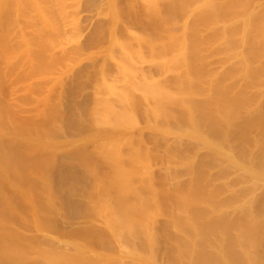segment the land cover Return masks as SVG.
<instances>
[{
  "label": "bare ground",
  "instance_id": "bare-ground-1",
  "mask_svg": "<svg viewBox=\"0 0 264 264\" xmlns=\"http://www.w3.org/2000/svg\"><path fill=\"white\" fill-rule=\"evenodd\" d=\"M79 3L0 0V264H264V0H102L98 55ZM86 59L88 132L59 141ZM68 150L92 220L60 240L48 174Z\"/></svg>",
  "mask_w": 264,
  "mask_h": 264
},
{
  "label": "rangeland",
  "instance_id": "rangeland-1",
  "mask_svg": "<svg viewBox=\"0 0 264 264\" xmlns=\"http://www.w3.org/2000/svg\"><path fill=\"white\" fill-rule=\"evenodd\" d=\"M259 1V0H258ZM102 2V0H80V3H79V5L76 7L77 9L75 10L76 12H73V13H75L76 14V17H77V21H78V23H79V28L81 29V31H80V29H79V32L81 33V36H80V42H79V44H81V45H79V46H81V49H80V47H79V49L81 50V51H85V52H92V53H96V55H98V53L101 51V48L104 46L103 44L105 43L104 41H101L100 39H103V37H102V30L100 29V28H102L103 29V27L102 26H104L105 24L107 25V23L106 22H108V21H106V19L103 17V16H101V15H99L98 14V6L100 5V3ZM105 25V26H106ZM132 25H134V24H132ZM99 26H101L100 28H98ZM134 27V26H133ZM133 27L132 26H130V28L131 29H133ZM136 27H138V26H135V29H136ZM98 29V30H97ZM99 29H100V32H101V34L102 35H100L101 36V38L100 37H97L96 35H98V34H95V33H99V32H97V31H99ZM137 29H139V28H137ZM133 31L135 32V30L133 29ZM138 31H140V30H138ZM79 33V34H80ZM123 35V34H122ZM95 36L97 37V38H99L98 40L99 41H101V43L102 42H104V43H100V42H98L97 41V38L95 39ZM82 48H83V50H82ZM93 62H91L90 60L88 61L87 59L86 60H84V61H81L80 62V64L78 65V64H76V66L74 67L73 66V68L71 69V73H70V76H69V79H68V86H66V87H68V88H64V90H65V92H67V93H64L66 96H67V99H65L66 97H65V95L63 96V99H64V101L62 100V102H63V104L65 103L66 104V106H65V110L63 111V108H64V106H63V108H62V104H61V109H59L60 111H59V113L58 114H60L59 116H60V118L62 117V115L63 114H65V115H63L64 116V118L63 119H59V116L57 117L58 119L56 120V121H58V122H60L59 120H65V122L66 123H62L63 121H61L59 124H66L67 125V128L66 127H63L62 125V127L63 128H65V129H63L60 125V127H61V129H63V131H64V134H63V132H59V134H61V137H60V135L58 134V132H53L52 131V134H49V135H53V133H54V137L52 136L50 139H52L53 138V140H54V138H56L55 140H59L58 139V137H60V140L59 141H65L66 140V142L68 141H74V140H76L77 138H79L81 135L79 134V132L80 133H82V135L84 134L83 132H81L82 130L84 131L85 130V127L82 129L81 128V126H84V125H82V124H80L81 122H80V120H79V118H81V116H78L83 110H82V108L81 107H83V108H85V109H88V111L92 108L91 107V102H93V99L91 98L92 96L91 95H93L92 93L94 92V89L92 90V85H93V81L92 80H88L87 79V74H89V71H91V72H93V64H92ZM95 66V65H94ZM87 76H86V75ZM91 74V75H90ZM89 75H90V77L92 76L93 77V74L92 73H90ZM85 75V76H84ZM90 77H88L89 79H90ZM93 80H94V84H95V78H92ZM90 81H92V83L90 82ZM64 90H62L63 92H64ZM68 90V91H67ZM92 92V93H91ZM14 97L15 98H17L18 100H20L21 98H22V92L20 91V89H17V90H15V95H14ZM65 97V98H64ZM92 99V100H91ZM23 102H25V101H23ZM67 102V103H66ZM26 103V102H25ZM30 103V102H29ZM32 103V102H31ZM92 106H93V104H92ZM81 108V112L79 111L80 109H78V108ZM28 110H29V108H28ZM27 110V111H28ZM26 111V110H25ZM79 111V112H78ZM87 111V112H88ZM65 112V113H64ZM77 112H78V114H77ZM86 112V111H85ZM85 112L83 113H81V114H84L85 115ZM23 114H25V112L23 113ZM77 114V115H76ZM80 114V115H81ZM74 115L75 116H78V117H74ZM83 115V116H84ZM85 117H86V115H85ZM84 117V118H85ZM21 118V117H20ZM71 118V119H70ZM72 118L73 119H75V118H78V119H76V120H72ZM17 119H18V121L20 120L18 117H17ZM72 120V121H71ZM21 121H24V118H23V120L21 119ZM26 121V120H25ZM76 122V124H74V123ZM65 125V126H66ZM78 125H79V127H78ZM76 126V127H75ZM77 127H78V129L79 128H81V129H79V130H81V131H79V130H77ZM60 129V131H62ZM51 132V131H50ZM85 132H86V130H85ZM88 132V131H87ZM86 132V133H87ZM63 134V135H62ZM80 135V136H79ZM77 137V138H76ZM64 151V150H63ZM62 151V152H63ZM69 151V150H68ZM68 151L66 152L67 154H72V155H74L73 157H74V159H73V157H72V155L70 156V154H69V158H71L70 159V161L71 160H73V161H69L68 163L66 162V161H68V160H66L67 159V154H65V152L64 153H62L61 151L60 152H58L56 155H54L55 156V162L53 163V164H55L56 162H57V164H55L54 166H55V168L52 166L50 169H53V170H50L49 169V171H51V172H49V174H48V176H50L49 177V179H50V182H51V186H56L54 189L56 190H53V188L51 187V191H52V193H53V195H54V192H55V194H57L56 196L59 198V200L61 199V198H63V199H61L62 201H61V203H62V207H63V209L65 210H63L62 208H61V204H59V206H60V208H59V206L55 203V205H56V207L58 208V210H59V212L58 213H55L54 215H53V218H52V221L51 222H54L53 223V228H52V224H51V228H47L46 227V229L44 230L47 234L49 233V234H51L50 232H54V231H56L57 229V232L60 234V237H58V235H56L55 234V237L57 236L58 238H60V240L62 239V240H65L66 238H65V232L68 234V233H73V232H75V235H76V231L74 230V228H76V230H77V228H82L83 226L85 227V226H87L86 224H88V220H89V213L87 212V209H86V206H85V203H84V196H82L81 195V193L84 195V191L85 190H87V188H86V185L87 184H89V182H90V180L88 181V179L86 178V181H85V179L84 180H82L81 179V177L83 178L84 177V175H82L81 176V171L83 172V168H80L82 165H80L78 162L80 161V160H77V159H79V157L77 156V155H75L74 153H71V151H69V153H68ZM46 157H48L47 155H46ZM49 157H51V155L49 156ZM53 160H54V158H52ZM76 159V160H75ZM74 160H75V162H74ZM77 161V162H76ZM66 162V163H65ZM79 165H78V164ZM81 163V162H80ZM82 164V163H81ZM57 168V169H56ZM55 169H56V171H55ZM81 169V170H80ZM52 171H54L53 173H52ZM58 174H57V173ZM22 173H24L23 172V170H22ZM50 173H52V174H50ZM60 173H62L61 175H63V174H65V175H63L62 177H65V178H61V175H60ZM55 174H57V176L55 175ZM83 174V173H82ZM53 175V176H52ZM60 175V176H59ZM51 176L54 178V177H56L57 179H54L53 180V178H51ZM59 176V177H58ZM61 178V182H59L58 181V179H60ZM52 179V180H51ZM63 179V180H62ZM57 182H56V181ZM56 184H55V183ZM85 182V183H84ZM86 182H87V184H86ZM55 184V185H52V184ZM57 183H59L58 185H57ZM70 186H71V190H70ZM89 186H90V184H89ZM69 187V188H68ZM68 188V189H67ZM5 190V189H4ZM4 190H2L3 192H4ZM65 190H66V192H67V190H68V192H67V194H69L70 195V193H69V191H71L72 192V195H74L73 197H74V199L72 198V195H71V197H68L69 198V202H68V199H67V195H65ZM82 190V191H81ZM84 190V191H83ZM36 191V189H34L33 190V192H32V195H33V197L35 196V194H37L38 195V193L37 192H35ZM56 192H58V193H56ZM61 192H64V194H62ZM35 193V194H34ZM41 195H39V197H40ZM55 195H54V198H55V200L56 201H58V199H57V197H56ZM64 197H66V199H67V201L65 200V198ZM42 198V197H41ZM71 198L73 199V201H71ZM35 199V202H34V204L36 203V205L39 203L37 200H39V198H34ZM79 200V202L77 203L76 201H78ZM16 202H18V201H15V202H13V204L15 203V204H17ZM22 203V202H21ZM21 203H19V205L21 204ZM58 203H59V201H58ZM70 203V204H69ZM82 203V204H81ZM14 204V205H15ZM23 204V203H22ZM40 204H42V199H40ZM39 204V205H40ZM39 205H37V206H39ZM17 206V205H16ZM15 206V207H16ZM21 206H23V205H21ZM19 207V208H17L18 210L19 209H23V208H30V207H28V205L25 207V204H24V207ZM75 206V207H74ZM41 207H42V205H41ZM69 207H72L71 209L69 208ZM74 207V208H73ZM40 209V208H39ZM74 209V210H73ZM80 209V210H79ZM40 210H42L41 212H44V210H45V208L44 207H42V209H40ZM39 210V211H40ZM63 210V211H62ZM71 210V211H70ZM84 210V211H83ZM21 211V210H20ZM23 211H25V214H27V210H23ZM22 211V212H23ZM73 211H75V212H77V213H72ZM22 212H20V214L22 213ZM72 214H71V213ZM86 212V213H85ZM29 213V212H28ZM25 214H23L24 215V217H25ZM31 213H29V214H27V215H30ZM81 215H83V216H81ZM85 215H86V217H85ZM24 217H23V219H24ZM28 217H30V216H28ZM28 217H27V220H28ZM15 218L16 219H18V221H20V222H18V224H21V225H24V223L21 221V220H19V218L17 217V216H15V217H13L11 220L14 222V223H16V226L18 225L17 224V220H15ZM92 218V216L90 217V220H92L91 219ZM31 219V218H30ZM30 219H29V221H30ZM11 220H9L8 219V221L10 222ZM27 220H26V222H27ZM90 220H89V222H90ZM11 221V222H12ZM22 222V223H21ZM27 223H29V222H27ZM27 223H25L26 225L25 226H28L27 225ZM54 224H55V226H54ZM99 224V223H98ZM97 224V225H98ZM13 226H15L14 224H12ZM100 225V224H99ZM98 225V226H99ZM15 226V227H16ZM29 227H30V225H29ZM32 227V229H33V226H31ZM17 228H18V226H17ZM21 227H19L18 229H20ZM23 228V227H22ZM27 228V227H26ZM25 231L28 229H25V228H23ZM23 229H21V230H23ZM29 229H31V228H29ZM35 229V228H34ZM72 232H71V231ZM74 230V231H73ZM79 230V229H78ZM29 230H27L26 231V233L28 234L29 232H28ZM47 231H49V232H47ZM61 231V232H60ZM24 232V231H23ZM33 233L31 234V232L29 233V237L31 238V237H35V238H37L36 239V241L39 239V238H41V237H43V236H41L38 232L35 234V231H32ZM56 232V233H57ZM63 232H64V235H63ZM25 233V234H26ZM26 234V235H27ZM31 234V235H30ZM42 234H44V233H42ZM48 234V235H49ZM61 234L64 236V238L65 239H63V236H61ZM66 234V235H67ZM74 234V233H73ZM73 234H71V235H73ZM32 235H34V236H32ZM36 235V236H35ZM38 235H40V236H38ZM45 235V234H44ZM52 236L54 235V233L53 234H51ZM68 235H70V234H68ZM66 236V237H70V236ZM50 236V235H49ZM54 237V236H53ZM74 237H76V236H71V238H74ZM70 238V239H71ZM43 239V238H42ZM69 239V238H68ZM34 240V239H33ZM44 240V239H43ZM72 240V239H71ZM42 241V240H41ZM61 244H62V242H60ZM64 246V245H63ZM59 247H62V246H60L59 245ZM62 248H64V247H62Z\"/></svg>",
  "mask_w": 264,
  "mask_h": 264
}]
</instances>
